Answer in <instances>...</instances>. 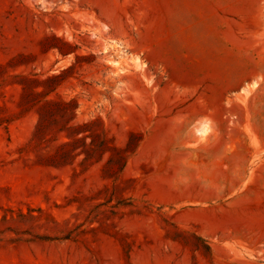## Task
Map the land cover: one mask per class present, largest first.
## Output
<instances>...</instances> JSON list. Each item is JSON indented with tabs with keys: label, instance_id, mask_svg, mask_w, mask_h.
<instances>
[{
	"label": "rangeland",
	"instance_id": "1",
	"mask_svg": "<svg viewBox=\"0 0 264 264\" xmlns=\"http://www.w3.org/2000/svg\"><path fill=\"white\" fill-rule=\"evenodd\" d=\"M248 1L0 0V264L230 261L185 229L173 156L176 120L264 72Z\"/></svg>",
	"mask_w": 264,
	"mask_h": 264
},
{
	"label": "crops",
	"instance_id": "2",
	"mask_svg": "<svg viewBox=\"0 0 264 264\" xmlns=\"http://www.w3.org/2000/svg\"><path fill=\"white\" fill-rule=\"evenodd\" d=\"M248 2V16L264 21V0ZM244 29L238 32L264 34V25ZM256 56L244 64L258 67ZM250 68L233 78L229 107L192 110L176 120L197 127L173 156L180 204L192 215L185 229L226 264H264V72Z\"/></svg>",
	"mask_w": 264,
	"mask_h": 264
},
{
	"label": "bare ground",
	"instance_id": "3",
	"mask_svg": "<svg viewBox=\"0 0 264 264\" xmlns=\"http://www.w3.org/2000/svg\"><path fill=\"white\" fill-rule=\"evenodd\" d=\"M201 133V132H200Z\"/></svg>",
	"mask_w": 264,
	"mask_h": 264
}]
</instances>
